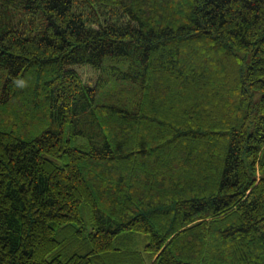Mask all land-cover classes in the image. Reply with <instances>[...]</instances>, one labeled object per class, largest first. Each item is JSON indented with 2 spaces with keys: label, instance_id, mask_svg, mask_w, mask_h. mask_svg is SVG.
Wrapping results in <instances>:
<instances>
[{
  "label": "trees",
  "instance_id": "trees-1",
  "mask_svg": "<svg viewBox=\"0 0 264 264\" xmlns=\"http://www.w3.org/2000/svg\"><path fill=\"white\" fill-rule=\"evenodd\" d=\"M3 69L0 264H264V0H0Z\"/></svg>",
  "mask_w": 264,
  "mask_h": 264
},
{
  "label": "rangeland",
  "instance_id": "rangeland-1",
  "mask_svg": "<svg viewBox=\"0 0 264 264\" xmlns=\"http://www.w3.org/2000/svg\"><path fill=\"white\" fill-rule=\"evenodd\" d=\"M74 68L80 73L83 81L87 84L95 85L98 81V72L89 66H74ZM7 77V71L5 69L0 70V95L2 93V88ZM1 114V111H0ZM0 129L10 130L8 125L0 126Z\"/></svg>",
  "mask_w": 264,
  "mask_h": 264
}]
</instances>
